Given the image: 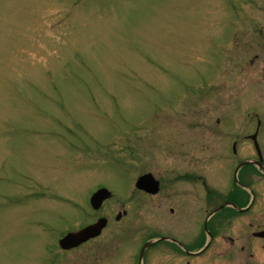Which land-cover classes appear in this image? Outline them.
Instances as JSON below:
<instances>
[{
    "label": "rangeland",
    "instance_id": "obj_1",
    "mask_svg": "<svg viewBox=\"0 0 264 264\" xmlns=\"http://www.w3.org/2000/svg\"><path fill=\"white\" fill-rule=\"evenodd\" d=\"M254 29L264 0H0V264L108 262L98 249L116 214L150 220L136 177L182 171L184 117L210 119L219 89L254 81ZM96 188L111 196L93 212ZM99 217L100 240L59 251Z\"/></svg>",
    "mask_w": 264,
    "mask_h": 264
},
{
    "label": "flooded vegetation",
    "instance_id": "obj_2",
    "mask_svg": "<svg viewBox=\"0 0 264 264\" xmlns=\"http://www.w3.org/2000/svg\"><path fill=\"white\" fill-rule=\"evenodd\" d=\"M254 30L261 33L254 81L243 92L219 89L210 119L202 109L184 117L178 152L182 171L150 176L151 193L135 189L132 182L135 194L149 200L150 220L115 221L116 238L99 243L105 264H264V34ZM258 58L252 55L248 63ZM187 125L197 129L193 136ZM189 142L194 144L187 149ZM189 157L194 170L187 169ZM204 158L212 163L211 173L197 166ZM30 195L55 197L39 191ZM117 215L120 219L125 212ZM107 226L105 219L97 237L61 252L94 245Z\"/></svg>",
    "mask_w": 264,
    "mask_h": 264
},
{
    "label": "water",
    "instance_id": "obj_3",
    "mask_svg": "<svg viewBox=\"0 0 264 264\" xmlns=\"http://www.w3.org/2000/svg\"><path fill=\"white\" fill-rule=\"evenodd\" d=\"M151 175L145 174L136 180L135 188L137 190L151 193ZM110 193L106 189H99L89 198V205L93 210H98L103 201L108 199ZM118 219V216L116 217ZM105 225L104 219L97 220L93 225L87 226L77 232L67 233L59 241L58 246L62 250H69L79 246L87 240L97 237Z\"/></svg>",
    "mask_w": 264,
    "mask_h": 264
}]
</instances>
